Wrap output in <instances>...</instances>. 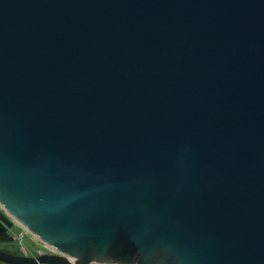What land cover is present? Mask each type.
Listing matches in <instances>:
<instances>
[{
  "label": "water",
  "instance_id": "95a60500",
  "mask_svg": "<svg viewBox=\"0 0 264 264\" xmlns=\"http://www.w3.org/2000/svg\"><path fill=\"white\" fill-rule=\"evenodd\" d=\"M0 209L3 264H264V0H0Z\"/></svg>",
  "mask_w": 264,
  "mask_h": 264
},
{
  "label": "rangeland",
  "instance_id": "374dc122",
  "mask_svg": "<svg viewBox=\"0 0 264 264\" xmlns=\"http://www.w3.org/2000/svg\"><path fill=\"white\" fill-rule=\"evenodd\" d=\"M14 225L15 227L12 232L14 242L0 244L1 251L15 255H22L23 249H25L29 255L33 256L39 255L40 253H52V251L44 243L23 229L17 222L14 221Z\"/></svg>",
  "mask_w": 264,
  "mask_h": 264
},
{
  "label": "trees",
  "instance_id": "16d2710c",
  "mask_svg": "<svg viewBox=\"0 0 264 264\" xmlns=\"http://www.w3.org/2000/svg\"><path fill=\"white\" fill-rule=\"evenodd\" d=\"M14 221L8 217L2 209H0V244H8L14 242L13 229Z\"/></svg>",
  "mask_w": 264,
  "mask_h": 264
},
{
  "label": "bare ground",
  "instance_id": "6f19581e",
  "mask_svg": "<svg viewBox=\"0 0 264 264\" xmlns=\"http://www.w3.org/2000/svg\"><path fill=\"white\" fill-rule=\"evenodd\" d=\"M71 261H74L72 258H70Z\"/></svg>",
  "mask_w": 264,
  "mask_h": 264
},
{
  "label": "built area",
  "instance_id": "2783aa9c",
  "mask_svg": "<svg viewBox=\"0 0 264 264\" xmlns=\"http://www.w3.org/2000/svg\"><path fill=\"white\" fill-rule=\"evenodd\" d=\"M26 251V250H25Z\"/></svg>",
  "mask_w": 264,
  "mask_h": 264
}]
</instances>
